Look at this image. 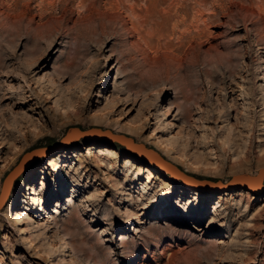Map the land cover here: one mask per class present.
I'll return each mask as SVG.
<instances>
[{
	"label": "rangeland",
	"instance_id": "374dc122",
	"mask_svg": "<svg viewBox=\"0 0 264 264\" xmlns=\"http://www.w3.org/2000/svg\"><path fill=\"white\" fill-rule=\"evenodd\" d=\"M72 127L197 180L257 174L264 0H0V194L45 151L0 209V264H264V182L190 187Z\"/></svg>",
	"mask_w": 264,
	"mask_h": 264
},
{
	"label": "water",
	"instance_id": "95a60500",
	"mask_svg": "<svg viewBox=\"0 0 264 264\" xmlns=\"http://www.w3.org/2000/svg\"><path fill=\"white\" fill-rule=\"evenodd\" d=\"M73 129H76L77 131H79L80 133V137H84V138H89L88 134L86 133L87 131H91V130H97L100 131L103 134H107V132H109L111 135L116 136V137H124L126 139H129L132 141L133 145L135 146H141L143 147L145 150L147 151H152L154 152L158 158L163 161L167 166L172 168V172H169V174L177 179H181L183 177H185L186 179H193L196 182H203L206 183V185L204 187L208 188V189H216V190H220V189H224L226 187H236L239 189H245V190H251V191H259L263 188V182H264V167L259 169L257 174L255 175H250V174H242L239 176H236L239 180L242 179L243 181H239V182H235L234 180L235 178H232L228 183H223L222 181H210V180H197L189 175H187L186 173H184L180 168H178L175 164L171 163L170 161L166 160L165 158H163L157 151H155L152 148H147L144 144L142 143H137L133 140V138L128 137L126 135L123 134H117V133H113L110 130H102L101 128H91L90 130H82L79 127H72ZM77 135V134H76ZM67 137V136H65ZM77 137V136H75ZM75 137H68L65 141V143H69L71 141L74 140ZM65 139L63 138L62 142ZM115 142H118L121 144V141L119 139H113ZM36 151V152H35ZM28 154V158L26 159V161L23 162V164H19L17 165L15 168H13V170H11L5 180H4V184H3V191L0 194V209L4 207L6 200L8 198V195L10 194V190L15 182V180L21 175V173L27 168V166L37 157L41 156L42 151H39V149H34L31 150ZM184 181V179H183ZM188 186V185H187ZM193 187V186H190ZM198 187V186H195ZM203 188V187H202Z\"/></svg>",
	"mask_w": 264,
	"mask_h": 264
},
{
	"label": "bare ground",
	"instance_id": "6f19581e",
	"mask_svg": "<svg viewBox=\"0 0 264 264\" xmlns=\"http://www.w3.org/2000/svg\"><path fill=\"white\" fill-rule=\"evenodd\" d=\"M124 2V1H123ZM126 2V1H125ZM122 8V7H121ZM134 7H132V9H133ZM128 9V8H127ZM130 10H131V7H130ZM132 12V11H131ZM133 13H135V10H134V12ZM48 24V23H47ZM202 33V32H201ZM28 122H31V120H28L27 118L26 119H23V121H21L20 123H19V125H18V127H17V132H22V130H24L25 128H28L29 127V125H28ZM32 123V122H31ZM87 134H88V137L90 138V137H102V138H105V139H107V140H110V141H113L114 142V140L113 139H119L120 141H121V145H123V146H125L127 149H129V150H131V151H133V152H135V153H137L139 156H141V157H143V158H145L147 161H149L151 164H153L154 166H156V167H159L163 172H165V173H167V174H169V172H172V168L171 167H169V166H167L163 161H161L159 158H158V156L154 153V152H152V151H147V150H145L143 147H141V146H135V145H133V143H132V141L131 140H129V139H126V138H124V137H116V136H113V135H111L109 132H107V134H103V133H101L100 131H97V130H91V131H87L86 132ZM77 134V135H76ZM67 137H65L64 139V143H65V141H66V139L68 138V137H75V136H77V137H75L74 138V140H77V139H79V137H80V133H79V131H77L76 129H73V128H70L69 129V131H68V133H67V135H66ZM82 138V137H81ZM134 140V139H133ZM68 143V142H67ZM159 145V144H158ZM38 150V149H37ZM39 151H42V154L41 155H44V149H39ZM30 152V151H29ZM29 152H26L23 156H22V158H21V160L19 161V163H18V165L19 164H23V162L24 161H26V159L28 158V154L27 153H29ZM36 152V151H35ZM16 167V166H15ZM14 167V168H15ZM170 175V174H169ZM242 175V174H241ZM171 176V175H170ZM239 176V175H238ZM172 177V176H171ZM172 178H174V177H172ZM235 178V180H234V183L235 182H239V181H243L242 179H238L236 176L234 177ZM175 179H177V178H175ZM183 179H184V182L188 185V186H198V187H204L205 185H206V183H203V182H196L195 180H193V179H189V178H185V177H183L182 178V181H183ZM3 184H4V182H3ZM12 188H13V186H12ZM12 188H11V190H12ZM11 190H10V193H11ZM2 191H3V186H2ZM1 191V192H2ZM168 195L167 196H165L162 200H160V201H162L161 203V205L163 206V205H165V204H168L169 203V200H171L170 198H168L169 197V195L171 194V192H169V193H167ZM10 195V194H9ZM9 195H8V197H9ZM8 199V198H7ZM7 201V200H6Z\"/></svg>",
	"mask_w": 264,
	"mask_h": 264
}]
</instances>
